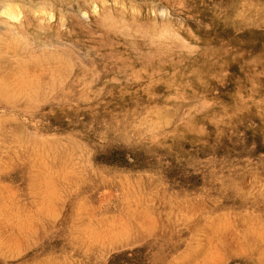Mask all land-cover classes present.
<instances>
[{"label": "rangeland", "instance_id": "obj_1", "mask_svg": "<svg viewBox=\"0 0 264 264\" xmlns=\"http://www.w3.org/2000/svg\"><path fill=\"white\" fill-rule=\"evenodd\" d=\"M0 264H264V0H0Z\"/></svg>", "mask_w": 264, "mask_h": 264}, {"label": "bare ground", "instance_id": "obj_2", "mask_svg": "<svg viewBox=\"0 0 264 264\" xmlns=\"http://www.w3.org/2000/svg\"><path fill=\"white\" fill-rule=\"evenodd\" d=\"M6 7H8V6H6ZM8 9H9V11H8V12H11V11H10V8H8ZM8 9H7V10H8ZM5 10H6V8L3 10V12H4ZM13 11H14V10H13ZM5 12H6V11H5ZM8 12H6V13H8ZM13 13H14V12H11V13H10V14H11V16L13 15ZM3 14H5V13H3ZM5 15L7 16V14H5ZM8 17H10V16H8Z\"/></svg>", "mask_w": 264, "mask_h": 264}]
</instances>
